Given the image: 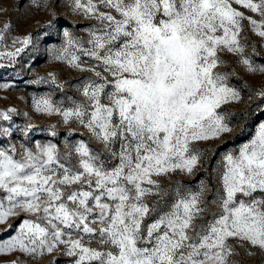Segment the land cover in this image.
Instances as JSON below:
<instances>
[{
  "label": "snow or ice",
  "instance_id": "1",
  "mask_svg": "<svg viewBox=\"0 0 264 264\" xmlns=\"http://www.w3.org/2000/svg\"><path fill=\"white\" fill-rule=\"evenodd\" d=\"M65 2L90 22L87 38L66 28L50 54L91 75L76 85L78 99L66 97L68 106L47 94L34 96L33 108L60 117L70 134L82 128L87 139L69 140L63 151L51 142L0 147L2 231L23 217L0 239V256L19 255L0 264H35L46 255L45 264L59 257L67 264H242V253L264 255V121L205 169L195 188L174 179L194 177L215 152L203 145L233 131L224 106L240 102L243 89L232 84L225 57L264 75V63L245 51L246 32L264 46V0ZM31 3L52 8L49 0ZM51 15L48 26L58 16ZM12 28L10 19L0 25V46L11 38L14 48L0 57L15 63L33 39L10 36ZM244 88L264 103V85ZM16 111H0V120ZM12 131L0 128V136Z\"/></svg>",
  "mask_w": 264,
  "mask_h": 264
},
{
  "label": "rangeland",
  "instance_id": "2",
  "mask_svg": "<svg viewBox=\"0 0 264 264\" xmlns=\"http://www.w3.org/2000/svg\"><path fill=\"white\" fill-rule=\"evenodd\" d=\"M49 2L52 5L51 9L39 10L31 3V0H0V10H7L0 11V25L10 19L13 25L10 36H23L31 33L33 39V43L16 58L15 63H11L7 57H0V65H2L0 67V84L11 85L9 88H0V111H6L9 108L17 110L10 113L11 120H0V128L13 129L9 136H0V147L14 145L18 150H21V144L34 148L37 142H51L57 144L63 151L67 141L75 142L82 138L87 139V133L82 128L75 127L70 134L69 129L72 126L59 122L60 117L37 113L33 108V97L39 98L47 94H51L54 101H65V106H68L66 97L73 96L78 99L76 85L84 77L91 75L73 69L64 62L54 60L49 51L63 45L65 40L63 31L66 28L72 31L75 36L86 39L83 29L90 22L70 12L65 0H60V3H55V0H49ZM52 10H55L58 16L54 23L48 26L49 20H53ZM46 33L47 36H45ZM246 35L250 43L245 51L252 55L255 63H264V46H261L260 38L247 32ZM6 45L7 48L0 46V51L14 50L11 38L6 41ZM19 46L16 45V47ZM225 59L229 61L231 69L235 72V76L230 77L232 84L243 89L242 99L238 103L224 106L225 111L232 113L230 127L233 131L225 134L223 141L216 140L203 145V147L215 149L214 153L209 152L206 154L207 157H211L210 161L205 159V162L197 169L194 177L182 175L174 177V179L182 180L193 188L200 180L208 177V172L205 169L214 167L222 153L237 148L241 143L250 139L257 125L264 121V103H261L255 96L249 100L251 93L244 88V85L250 88H259L264 85V75L259 73L253 75L246 72L230 56L225 57ZM222 67L228 68V65ZM49 72L56 74L58 82H67L63 90L58 89L56 85L50 82L47 75ZM40 77H44L47 82L32 83ZM28 124L34 127L25 134V126ZM51 126H55V136L52 135ZM19 219H23V217ZM19 219L10 221L13 227L7 233L2 230L8 228V224H0V239H7L8 236L15 233ZM17 255L19 253L0 256V261L12 260ZM48 259L49 256L46 255L35 264H45ZM237 259L242 264H264V255L261 254L245 256L242 253ZM67 262V257L58 258V264H67Z\"/></svg>",
  "mask_w": 264,
  "mask_h": 264
}]
</instances>
